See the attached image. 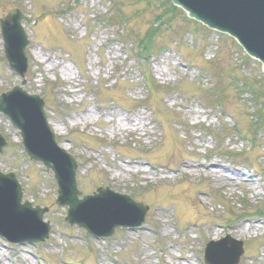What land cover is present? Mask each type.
Listing matches in <instances>:
<instances>
[{
	"label": "rangeland",
	"instance_id": "374dc122",
	"mask_svg": "<svg viewBox=\"0 0 264 264\" xmlns=\"http://www.w3.org/2000/svg\"><path fill=\"white\" fill-rule=\"evenodd\" d=\"M160 1L0 0V19L20 10L29 39L22 79L0 37V96L19 86L43 99L83 195L109 189L148 208L140 228L111 239L68 226L52 173L28 160L0 113V171L52 228L36 246L0 238V264H203L206 243L227 236L242 242L238 264H264V124L249 132L264 102L261 65ZM149 30L144 54L135 38Z\"/></svg>",
	"mask_w": 264,
	"mask_h": 264
},
{
	"label": "water",
	"instance_id": "95a60500",
	"mask_svg": "<svg viewBox=\"0 0 264 264\" xmlns=\"http://www.w3.org/2000/svg\"><path fill=\"white\" fill-rule=\"evenodd\" d=\"M209 29L234 38L246 55L262 65L264 73V0H170ZM22 15L14 10L0 20L1 37L8 66L24 77L27 66V35L21 26ZM25 82L22 83L24 85ZM0 111L12 121L22 137L23 150L32 161L41 162L54 174L57 183L56 204L67 207L65 221L77 225L95 238H108L119 228L140 226L146 207L128 196L98 189L84 196L77 189V164L59 148L48 127L42 98L27 94L16 86L0 96ZM6 146L0 136V154ZM46 209L33 208L22 201V189L13 174L0 171V237L15 244L45 243L50 224L43 222ZM241 243L232 239L210 242L205 248L206 264H237Z\"/></svg>",
	"mask_w": 264,
	"mask_h": 264
},
{
	"label": "trees",
	"instance_id": "16d2710c",
	"mask_svg": "<svg viewBox=\"0 0 264 264\" xmlns=\"http://www.w3.org/2000/svg\"><path fill=\"white\" fill-rule=\"evenodd\" d=\"M138 44L140 47H142L143 52H145L146 54L149 53L151 47L149 46L148 41L142 40V42L138 43ZM256 112H257V115H256V122L257 123H255L254 126H256V127L260 126L261 127V124L264 122V117H263V115H261L262 114L261 108H258ZM254 126L251 127L253 132L256 130V128H254Z\"/></svg>",
	"mask_w": 264,
	"mask_h": 264
},
{
	"label": "bare ground",
	"instance_id": "6f19581e",
	"mask_svg": "<svg viewBox=\"0 0 264 264\" xmlns=\"http://www.w3.org/2000/svg\"><path fill=\"white\" fill-rule=\"evenodd\" d=\"M210 168H212V167H210ZM209 173H212V172L210 171ZM244 182H248V180L247 179H244Z\"/></svg>",
	"mask_w": 264,
	"mask_h": 264
}]
</instances>
